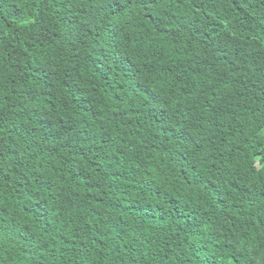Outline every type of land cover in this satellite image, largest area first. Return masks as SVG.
Here are the masks:
<instances>
[{"label":"trees","instance_id":"trees-1","mask_svg":"<svg viewBox=\"0 0 264 264\" xmlns=\"http://www.w3.org/2000/svg\"><path fill=\"white\" fill-rule=\"evenodd\" d=\"M0 264H264V0H0Z\"/></svg>","mask_w":264,"mask_h":264}]
</instances>
